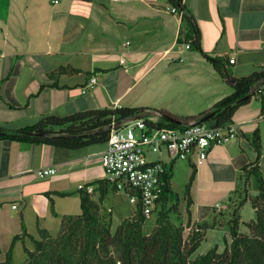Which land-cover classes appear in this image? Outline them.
<instances>
[{
	"label": "crops",
	"instance_id": "0c3cea01",
	"mask_svg": "<svg viewBox=\"0 0 264 264\" xmlns=\"http://www.w3.org/2000/svg\"><path fill=\"white\" fill-rule=\"evenodd\" d=\"M182 4L196 20L202 50L228 60L234 78L264 70V0ZM173 6L168 0H0V128L21 130L47 116L64 118L105 108L166 109L186 117L214 107L233 89L207 56L186 47L189 43L182 40L191 28ZM92 76L98 82L83 93ZM262 88L264 95V84ZM159 113L152 110L150 116L160 120ZM232 121L239 123L240 137L212 146L202 164L164 158L175 192L176 172L183 169L189 180L195 171L186 230L212 220L216 227L220 217L228 219L230 204L241 197L239 188L249 190L248 195L257 193L243 171L256 162L251 143L256 131L261 135L258 165L264 177V101L251 97L235 110ZM105 149L106 144L64 149L0 140V262L23 224L35 237L39 227L52 234L60 230L64 215L80 214V184L93 185L97 204H109L105 217L111 221L113 213L118 225L134 216L136 205L106 179ZM46 167H55L56 174L40 177L37 171ZM97 181L102 184L95 186ZM223 198L228 199L225 208ZM239 216L242 221L240 210ZM182 222L186 225L188 219ZM26 239L16 242L13 257L19 244L27 246Z\"/></svg>",
	"mask_w": 264,
	"mask_h": 264
},
{
	"label": "trees",
	"instance_id": "16d2710c",
	"mask_svg": "<svg viewBox=\"0 0 264 264\" xmlns=\"http://www.w3.org/2000/svg\"><path fill=\"white\" fill-rule=\"evenodd\" d=\"M178 1L182 3V0H168L182 12L184 21L188 22L191 28L190 36L182 41L189 43L193 49L201 51L211 60L221 78L232 87L233 91L230 95L208 111L195 116L180 117L166 109L128 107L89 110L64 118L47 116L39 123L21 130L0 128V140L10 139L26 143H44L64 149H79L95 144H106L113 126H120L126 119L148 117L152 110L161 113L158 123L161 126H183L171 119L185 123L190 120L200 122L212 111H216V114L207 121L225 125L233 122L232 116L235 110L247 103L251 97H259L263 102V91L261 93L250 91L254 84H264V70L248 78H234L228 60L210 57L202 50L196 20L187 7L183 11L180 10ZM30 132H44L49 135L40 137ZM251 143L257 151L256 162L248 165V168L245 167L243 171L247 177L253 179L257 190L255 196L248 197L255 209L256 217L246 223L249 232L243 233L240 231L239 211L233 213L229 221L232 240L226 243L222 252L218 251V245H216L207 253L192 259L204 240L207 229L213 224H202L192 229L191 237L189 241H186L184 231L186 226L191 224L190 207L193 201L190 190L195 171L192 172L184 192L188 218L186 225L182 222L180 195L173 190L171 175L166 172L162 177V195L153 211V213L157 212V218L151 231L146 232L144 229L148 216L143 212L141 201L136 204L134 216L124 219L116 230L112 231V221L101 215L99 206L93 199L95 191L88 192L81 189L79 196L82 212L78 215H64L57 236L39 227L38 236L34 237L27 232L23 224L22 233L14 237L6 253V259L0 264H14V246L17 241L26 238L32 240L33 249L24 247L27 254L24 264H264V177L258 165L262 152L259 131L255 132ZM101 184L102 181L94 183L95 186ZM56 194L69 195L64 192H56ZM46 195L50 198L51 208L54 211L50 193ZM104 195L102 191L100 199H103ZM248 199L242 201L241 206Z\"/></svg>",
	"mask_w": 264,
	"mask_h": 264
},
{
	"label": "built area",
	"instance_id": "2783aa9c",
	"mask_svg": "<svg viewBox=\"0 0 264 264\" xmlns=\"http://www.w3.org/2000/svg\"><path fill=\"white\" fill-rule=\"evenodd\" d=\"M172 11L179 12L176 6ZM97 82L98 77L92 76L82 92L86 93ZM262 91V85L254 84L250 92ZM159 122L150 115L124 120L120 126L112 127L102 153L107 181L116 190L125 192L135 205L141 201L143 212L148 217L153 214L162 195V177L167 172L165 159L168 162L194 159L200 165L207 159L212 146L225 145L241 135L237 122L217 125L190 120L182 127L161 126ZM149 153L157 155V158L149 160ZM56 172L55 167H46L39 169L37 174L46 177ZM79 188L88 192L94 190L90 184H80Z\"/></svg>",
	"mask_w": 264,
	"mask_h": 264
},
{
	"label": "rangeland",
	"instance_id": "374dc122",
	"mask_svg": "<svg viewBox=\"0 0 264 264\" xmlns=\"http://www.w3.org/2000/svg\"><path fill=\"white\" fill-rule=\"evenodd\" d=\"M207 124H213V121H207ZM157 156L155 154L149 153L148 155V159L149 160H154V157ZM188 178L186 177L185 171L183 169H179L176 172L175 178H174V188L177 191V193L180 195L181 201H185L184 199V192H185V187H186V183H188ZM245 187H243L242 189L239 188L240 191V195L241 197L236 198L238 201L234 204H230V210L228 212L229 218L227 219L226 216L224 217H220L217 222V226L216 227H210L207 229V234L204 238V240L202 241L201 245L199 246V248L195 251V253L192 256V259H194V257L198 256V255H202L207 253L211 248L215 247L216 245H218V251L222 252L225 247H226V243H230L232 238L230 235V225H229V220L232 219L233 217V213L235 211H239L240 210V214H241V224H240V231L243 233H248L249 229L246 226L247 222H250L251 220H254L256 217L255 214V209L252 205L251 200L248 199L249 197L255 196L257 193L255 190H253V193L248 195V191L249 190H244ZM235 199V198H234ZM248 199V201L241 206V202ZM221 204L223 205L222 207H226L228 205V199H221ZM98 205L101 209V215L103 217L107 216L110 212L108 211L109 208V204L108 203H101L100 201H98ZM181 213H182V218L185 220L187 218V210H186V203L182 204L181 203ZM229 208V207H228ZM227 209V208H226ZM81 211V209H80ZM78 215V214H77ZM113 217V221L111 222V227H112V231H115L117 226H118V218L116 216L115 213H113L112 215ZM157 218V212H154L150 217H148V220L146 221L145 225H144V229L146 232L151 231V229L153 228V226L155 225V221ZM188 219V218H187ZM213 223V220L211 221V224ZM197 227H193L192 229H196ZM186 230L184 231V238L186 239V241H189L190 237H191V230ZM52 235L57 236L59 233V230L54 229L51 231ZM38 236V235H37ZM35 236V237H37ZM26 245L33 249V242L31 239H26ZM27 260V254L24 251L23 245L22 243L19 244L14 251V264H24Z\"/></svg>",
	"mask_w": 264,
	"mask_h": 264
},
{
	"label": "water",
	"instance_id": "95a60500",
	"mask_svg": "<svg viewBox=\"0 0 264 264\" xmlns=\"http://www.w3.org/2000/svg\"><path fill=\"white\" fill-rule=\"evenodd\" d=\"M178 7L181 9V10H184L185 9V6L180 2L178 1ZM216 114V111H212L211 113H209L208 115L204 116L200 122H205L209 119H211L212 117H214ZM172 121H174L175 123L179 124V125H183L185 122L181 121V120H174V119H171ZM32 135H36V136H40V137H44V136H48L49 134L48 133H44V132H30Z\"/></svg>",
	"mask_w": 264,
	"mask_h": 264
}]
</instances>
